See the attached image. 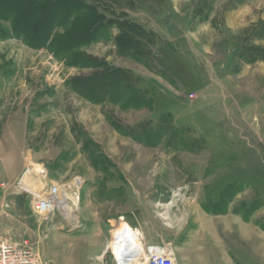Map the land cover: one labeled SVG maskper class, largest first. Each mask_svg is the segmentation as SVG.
I'll return each mask as SVG.
<instances>
[{
  "label": "rangeland",
  "instance_id": "1",
  "mask_svg": "<svg viewBox=\"0 0 264 264\" xmlns=\"http://www.w3.org/2000/svg\"><path fill=\"white\" fill-rule=\"evenodd\" d=\"M85 2L111 21L78 50L87 67L0 38V137L22 131L25 157L16 181L0 187V238L27 240L40 264H118L111 249L88 248L96 237L79 224L93 170L106 178L127 162L122 153H190L159 162L209 185L200 204L226 221L233 259L264 264V0ZM123 33L135 50L119 47ZM50 185L69 207L37 215L31 193Z\"/></svg>",
  "mask_w": 264,
  "mask_h": 264
},
{
  "label": "crops",
  "instance_id": "2",
  "mask_svg": "<svg viewBox=\"0 0 264 264\" xmlns=\"http://www.w3.org/2000/svg\"><path fill=\"white\" fill-rule=\"evenodd\" d=\"M22 134L13 139L0 137V187L15 182L24 169L25 157L22 163L19 159L24 146ZM189 154L122 153L117 159L127 162L110 169L106 178H101V170H93L96 178L91 184L84 179L87 182L79 216L82 230L96 237L97 243L88 248L101 249L105 254L114 231L124 226L138 234L143 248H170L168 245L174 241L175 249L185 255L186 264H239L233 259L231 232L221 226L226 221L200 204L205 198L203 193L210 191L209 185L201 189L199 184L187 181L189 174L182 166L159 162L184 160ZM150 160L158 162L147 163ZM187 173L194 174L193 169H187Z\"/></svg>",
  "mask_w": 264,
  "mask_h": 264
},
{
  "label": "trees",
  "instance_id": "3",
  "mask_svg": "<svg viewBox=\"0 0 264 264\" xmlns=\"http://www.w3.org/2000/svg\"><path fill=\"white\" fill-rule=\"evenodd\" d=\"M0 20L9 25L0 24V38L15 37L30 47L46 48L79 67L91 61L78 50L104 38L107 31L101 29L111 22H104L85 0H0ZM137 45L128 33L119 36V47L135 50Z\"/></svg>",
  "mask_w": 264,
  "mask_h": 264
},
{
  "label": "built area",
  "instance_id": "4",
  "mask_svg": "<svg viewBox=\"0 0 264 264\" xmlns=\"http://www.w3.org/2000/svg\"><path fill=\"white\" fill-rule=\"evenodd\" d=\"M57 186L50 185L41 194L31 193L30 204L34 213L45 216L59 208L58 199L56 198ZM128 229L130 233L135 234L134 236L138 238V234L134 233L130 228ZM134 250L128 253L130 255L129 260L139 258L142 264H179L172 250L165 246L152 245ZM0 264H40V260L27 240L9 242L0 238Z\"/></svg>",
  "mask_w": 264,
  "mask_h": 264
},
{
  "label": "bare ground",
  "instance_id": "5",
  "mask_svg": "<svg viewBox=\"0 0 264 264\" xmlns=\"http://www.w3.org/2000/svg\"><path fill=\"white\" fill-rule=\"evenodd\" d=\"M24 176H26V174ZM76 179H78V180L74 179L73 184L76 188H78L80 180L78 177H76ZM63 192H65V191L62 190L61 187L57 186L56 198L58 199V207L63 208V209H68L69 204L67 202V198H69V197H67V194L63 193ZM77 198L78 197L75 196L74 199L77 200ZM72 202L75 203V201H72ZM134 235L132 233H130L126 229V227H124V226H122L120 230L116 229L114 231L113 236H115V237L112 238L108 242V245H109L114 257L118 261V264L123 263V260L121 258V253H123L124 250H125L124 252L128 251L127 252V254H128L131 251H135L134 249L137 250V248H141V245H140L138 238ZM131 263L132 264H141V261L139 260V258H132L129 260V262L127 264H131Z\"/></svg>",
  "mask_w": 264,
  "mask_h": 264
},
{
  "label": "water",
  "instance_id": "6",
  "mask_svg": "<svg viewBox=\"0 0 264 264\" xmlns=\"http://www.w3.org/2000/svg\"><path fill=\"white\" fill-rule=\"evenodd\" d=\"M75 180H78V179H76V178H74ZM81 184V183H80ZM79 184V185H80ZM125 251V250H124ZM123 251V253H121V258H122V260H123V263H121V264H127V262H128V260H129V258H130V255L129 254H127V252L128 251H126V252H124Z\"/></svg>",
  "mask_w": 264,
  "mask_h": 264
}]
</instances>
